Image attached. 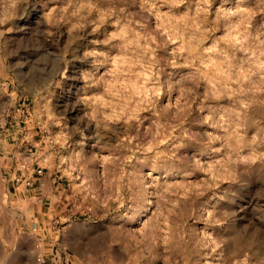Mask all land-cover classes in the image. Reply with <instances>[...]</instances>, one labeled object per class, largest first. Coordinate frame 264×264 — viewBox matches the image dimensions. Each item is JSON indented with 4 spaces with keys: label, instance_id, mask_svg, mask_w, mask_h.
<instances>
[{
    "label": "rangeland",
    "instance_id": "374dc122",
    "mask_svg": "<svg viewBox=\"0 0 264 264\" xmlns=\"http://www.w3.org/2000/svg\"><path fill=\"white\" fill-rule=\"evenodd\" d=\"M38 259L264 264V0H0V264Z\"/></svg>",
    "mask_w": 264,
    "mask_h": 264
},
{
    "label": "built area",
    "instance_id": "2783aa9c",
    "mask_svg": "<svg viewBox=\"0 0 264 264\" xmlns=\"http://www.w3.org/2000/svg\"><path fill=\"white\" fill-rule=\"evenodd\" d=\"M18 180V179H17ZM25 184L26 185H29L30 184V181L29 180H27L26 182H25ZM38 264H42L43 263V260H40V259H38Z\"/></svg>",
    "mask_w": 264,
    "mask_h": 264
}]
</instances>
